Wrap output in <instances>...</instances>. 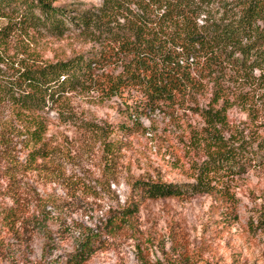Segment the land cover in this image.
Segmentation results:
<instances>
[{"label": "rangeland", "instance_id": "obj_1", "mask_svg": "<svg viewBox=\"0 0 264 264\" xmlns=\"http://www.w3.org/2000/svg\"><path fill=\"white\" fill-rule=\"evenodd\" d=\"M44 2L71 20L65 33L27 30L15 16L1 19L0 72L76 58L100 60L104 68L96 85L67 93L41 113L48 157L38 159L35 171H26L33 145L25 137L3 143L10 107L0 105V264H63L88 230L101 242L84 264H264V160L245 156L239 175H210V193L142 199L136 206V180L198 184L207 150L193 130L203 120L189 103L177 112L143 113L136 123L129 108L142 98L106 91L129 59L122 45L133 41L129 18H105V0ZM124 2L137 12L138 0ZM209 9L214 20L229 16L218 2ZM85 13L101 25L79 27L72 18ZM257 26L264 31V22ZM246 76L234 83L222 132L229 143L257 147L264 137V69ZM208 97L198 96L200 106ZM113 216L123 218V227L108 228Z\"/></svg>", "mask_w": 264, "mask_h": 264}, {"label": "trees", "instance_id": "obj_2", "mask_svg": "<svg viewBox=\"0 0 264 264\" xmlns=\"http://www.w3.org/2000/svg\"><path fill=\"white\" fill-rule=\"evenodd\" d=\"M124 1L105 0L104 17L113 14L129 18L127 21L134 29L133 41L122 42L129 59L122 63V73L111 80L106 91L116 95L129 90L142 98L129 108L137 115L136 123L143 113L152 114L162 108L177 112L178 107L194 105L189 109L201 117L204 125L200 131L193 132L198 144L207 150L198 184L136 180L133 191L139 201L134 204L140 205L142 199L210 193L213 189L210 175H239L245 170L242 165L245 156H257L263 161L264 137L254 147L245 140L229 143L222 131L232 106L234 83L242 78L247 80L246 75L255 69H264V31L257 26L264 22V0H138L137 12ZM216 2L229 16L214 20L215 13L209 7ZM201 16L205 18L199 24ZM8 17L19 19L27 30L45 29L56 36L65 33V23L70 20L65 12L52 8L44 0H38V4L32 0H0V20ZM73 19L85 29L101 25L90 13ZM103 68L100 60L76 58L25 66L11 74L0 72V105L10 107V119L2 128L3 143L8 144L7 138L16 136L25 137L33 145L26 171H35L38 159L48 157L44 142L47 125L41 113L52 109L67 93L96 85L97 71ZM204 94L209 97L200 106L198 96ZM135 209L132 210L136 212ZM132 215L133 212L126 217ZM13 217L16 216L11 214L10 221H14ZM122 222L123 218L113 216L107 225L118 230L123 227ZM100 242V234L88 230L63 264H84L100 247Z\"/></svg>", "mask_w": 264, "mask_h": 264}]
</instances>
